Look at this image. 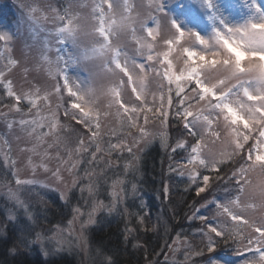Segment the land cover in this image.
<instances>
[{
	"label": "snow or ice",
	"instance_id": "obj_1",
	"mask_svg": "<svg viewBox=\"0 0 264 264\" xmlns=\"http://www.w3.org/2000/svg\"><path fill=\"white\" fill-rule=\"evenodd\" d=\"M199 2L213 25L207 35L183 28L168 15L164 0H57L58 6L22 3L13 23L0 19V91L7 97L0 103L15 113L10 118L9 113L0 112L7 130L0 134V167L7 169L0 171V178L8 187L7 198L25 218L8 210L6 226L22 234L33 231L38 216L17 193L31 192L37 185L48 187L35 175L21 178L14 153L23 155L34 174L42 169L56 183H64L62 169L72 175L64 190L53 189L67 201L82 179L74 174L81 160H73V153L87 154L88 163L116 151L135 159L133 149L154 135L147 128L151 120H159L162 128L178 121L174 144L161 135L162 145L183 161H177L179 167L170 164V171L184 177L187 170V183L197 197L209 190L224 193L211 200L204 196L206 211H196L194 218L202 222L200 238L206 243L195 255L202 256L205 250L214 253L221 242L232 241L237 255L251 253L242 264H264V0ZM237 4L244 16L232 23L224 13L229 6L235 11ZM14 49H20V55L14 57ZM177 60L183 65L179 69L174 68ZM21 70L27 91L14 87L13 78ZM34 71L46 78L32 76ZM149 77L160 81L151 92V102ZM108 117L119 120L122 131L138 129V135L131 143L118 136L103 147L101 129ZM65 129L76 137L71 148L60 136ZM48 137L55 139L46 143ZM54 147L58 163L49 168V150ZM130 166L126 164L125 169ZM10 181L15 190L8 186ZM123 183H112L110 211L118 203L117 186ZM85 190L92 195L96 185L90 181L80 188L81 193ZM132 190L136 191L135 183ZM164 193H168L167 185ZM103 206L94 204L85 224L94 223L95 212ZM74 211L83 215L80 208ZM4 234L0 228V235ZM20 245L28 247L23 236ZM18 251L17 246L9 249L12 256ZM105 264H113L112 258L107 257ZM206 264L221 261L210 256Z\"/></svg>",
	"mask_w": 264,
	"mask_h": 264
},
{
	"label": "trees",
	"instance_id": "obj_2",
	"mask_svg": "<svg viewBox=\"0 0 264 264\" xmlns=\"http://www.w3.org/2000/svg\"><path fill=\"white\" fill-rule=\"evenodd\" d=\"M6 100L7 97L0 91V101ZM62 123L67 124L68 121L63 120ZM172 126L178 133L179 122H173ZM129 132L130 130H127L123 133L128 135ZM171 155L174 154L166 153L154 144L142 152L134 172L126 173L128 183H135L137 193L143 194L147 200L146 204L154 222L153 229L149 223L150 218L144 215L138 199L136 197L127 199L123 206L117 207L112 214L97 216L95 223L88 229L86 238L92 250L98 251L103 258L111 257L113 264H145L154 256L160 258L172 240L181 237L188 240L190 248L187 251L193 256L194 264H206L210 256L233 255L232 249L236 245H233L232 241H228L227 245L221 242L214 253L205 250L202 256L195 255L196 249H203L206 243L200 238L202 222L194 218L201 200L204 196L211 200L214 195L222 196L224 193L220 189L215 192L209 190L197 197L192 185L178 177L175 171H170L169 165L178 167L176 163L180 160L179 157L170 160ZM117 156L116 151L111 156L105 155L99 162L90 164L94 173L91 180L96 185L95 194L98 198H105L107 187L123 170L122 156H119L121 158L119 162L116 161ZM84 157L85 164L88 165L87 154ZM105 161H109L110 166H106ZM115 162L119 163L116 167L113 166ZM165 185L168 187L167 195L164 193ZM82 198L76 190H73L66 202H62L55 194L48 197V200H41L38 203L32 199L30 203L34 214L38 216V221L32 225L33 231L24 234L14 226H6V213L0 202V228H3L5 233L0 235V264H75L71 256H44L30 247L29 242L39 231L48 234L57 227L64 226L69 221L72 210L80 206ZM208 214L214 215V212L208 211ZM22 236L28 245L26 249L20 245ZM14 246L19 248L16 256L9 253V249Z\"/></svg>",
	"mask_w": 264,
	"mask_h": 264
},
{
	"label": "rangeland",
	"instance_id": "obj_3",
	"mask_svg": "<svg viewBox=\"0 0 264 264\" xmlns=\"http://www.w3.org/2000/svg\"><path fill=\"white\" fill-rule=\"evenodd\" d=\"M37 3L41 6L46 5L47 3H52L53 6H58L57 0H0V19H3L5 23H13L14 19L20 16L21 9L20 4L26 3ZM62 2V0H61ZM219 3H223V0H218ZM165 3V10L168 12V15L171 17H174L177 22L181 24V26L185 29H193L201 33V35H207L212 28V22L208 19V13L206 9L202 6V3L199 2V0H164ZM221 12H223V8L220 9ZM224 15L229 19L230 22L236 23L243 19L244 13L242 10H240L239 5H236V10L233 11L231 6H229V11L227 13H224ZM11 18V19H9ZM49 27H51V24H48ZM22 47V46H21ZM20 55V49H14L13 56ZM182 62L177 60L174 63V68L179 69L181 68ZM29 67L31 68L32 65L29 64ZM32 76L37 78H46V74L40 73V72H32ZM14 81V87L19 91L21 88H23L25 91H27V87L24 84V74L23 70H21L19 73L16 74V76L13 78ZM35 82V81H33ZM146 84L149 87L150 94L148 96L149 101L151 102L152 96L151 92L154 91L157 87L160 85V81L157 79L156 81H151V77H149V80L146 81ZM164 87L166 90V81L164 82ZM103 107H106V104H103ZM42 111H45V109H42ZM0 112L2 113H9V109L4 107V105H0ZM15 116V113H9V117L12 118ZM147 128L150 130V132L154 133V135H151L149 137H146L145 140H142L139 145L133 149V152L136 154V158L132 159L130 155L127 152L120 153L117 151V160L120 161L121 158L119 156H122L121 164H122V171L118 178L115 180H122L124 181L123 185L117 186V191L119 193V199L118 203L115 207L111 208V211L109 210V207L112 205V197L110 195L112 191V183L109 184L110 186L107 187L105 198H98L95 194L96 190L92 195L88 193L87 190H85L83 193H81L80 188L85 187L89 184L91 178L93 177L94 173L92 172V168L90 167L89 163L88 165L85 164V157L83 153L81 154H75L73 153V160L76 158H80L81 163L77 165V168L74 170V174L76 176L81 177L82 179L78 180V183L76 187L72 188V190L68 193V197L70 193L73 190L77 191V194L79 196H82V202L80 206H77L75 208H80L81 213L83 215L77 214L74 209L72 210V215L67 221V223L64 226L57 227L52 232L45 234L44 232H37L40 234V239H36V236L30 240L29 244L30 247L34 248L35 251L41 252L43 255L45 252L48 253L47 256L50 257H57L59 255H66L73 257L75 264H105L106 258H103L102 255L95 250H92L87 241V231L88 229L95 223L92 224H85V222L88 220V213L91 212L92 207L94 204L99 205L101 202L104 205L103 207H98L97 211L94 214V221H96L97 216L101 215H110L112 214L117 207L120 205L123 206L124 202L127 199H134L136 197L138 199L140 208L144 210V215L149 216L150 220V226L153 229L154 222L151 219L149 206L147 203V200L143 194L137 193L138 190L136 188V191L133 192L132 190V184H129L126 180V173H133L134 169L138 167L139 157L142 154L143 151L149 146H152L154 144L158 145L160 149L164 150L166 153L169 152V154L173 157V160H176L178 157L181 160V157L178 153H172L170 148H167L166 146L162 145L161 142V135H167L168 137V144H174L177 138V133L174 131L172 123L169 126H162L160 125L159 120H151L150 123L147 125ZM112 130L116 131V135H110ZM5 128V122L2 117H0V134L6 133ZM125 131L121 130V125L119 120H117L114 117H108L105 118L102 124L101 129V144L103 147H105V144L107 141L111 140L112 142H115L118 136H123L128 143H131L132 137L138 135V129H131L129 134L126 135L123 133ZM21 135H23L21 133ZM60 136L62 139L65 140V143L69 145V148H71L75 144L76 137L74 135H70L69 132L65 129L64 131L60 132ZM54 137H48L46 138V143H52L54 141ZM114 139V140H113ZM13 145L15 146V137H12ZM60 153L61 155L66 159L67 153L65 152L63 144L59 145ZM6 151V149H5ZM56 156V148H52L49 150V159L47 161L49 168H55L57 166V161L55 160ZM13 158L17 161V170L19 172V175L21 178H33L35 175V178L39 180L42 184H47L48 187H40L35 186L34 190L31 192L25 191L24 189H21L17 194L20 196L21 199L28 200L29 202L33 199V201H36L37 203L41 200H48V197H50L52 194H55L56 197L60 199L59 191L53 190L58 188L59 190H64V183L71 182V179L73 178L72 175H69L67 171H64L62 169V177L64 183H56L53 181L50 174L44 173L42 169H37L36 173L34 174L31 167L27 165V160L24 159L22 154L14 153ZM23 159V163H21V160ZM34 162H39V158L33 157ZM0 161H2V156H0ZM126 161V162H125ZM118 162L113 163V166H118ZM181 162H183L181 160ZM130 164L131 166L127 169H125V165ZM177 164V163H176ZM179 167V166H178ZM0 171L7 172L6 168L0 167ZM86 173H89L86 175ZM124 174V175H123ZM178 177H180L178 175ZM185 181H187V170H185V176L181 177ZM114 180V181H115ZM3 178H0V202H2V208H4L5 213L7 215L8 210H12L20 214V218H24L22 215V210L18 208L13 207V201L9 200L7 198V192L8 187L3 186L4 185ZM93 183V182H92ZM14 190L16 189V185L14 181H10L9 185ZM25 187H33V186H25ZM123 188L124 191H120V189ZM224 195V194H223ZM222 195V196H223ZM32 197V198H31ZM61 200V199H60ZM68 200V199H67ZM62 202H66L65 200H61ZM204 203L203 200H201V204L198 209L200 211H204L205 208L202 207V204ZM31 207H32V203ZM6 208V209H5ZM34 209V208H33ZM25 219V218H24ZM141 219V217H139ZM188 240L181 238V237H175L171 244L168 246V248L165 250L163 255L159 258H152L151 260L147 261L145 264H194L192 263V255L188 253L189 244L187 243ZM251 253L244 251L241 255H237L233 251V255H222V256H215L219 258L221 261V264H242V261L244 260L245 256H250ZM45 256V255H44ZM187 257V259H186Z\"/></svg>",
	"mask_w": 264,
	"mask_h": 264
}]
</instances>
